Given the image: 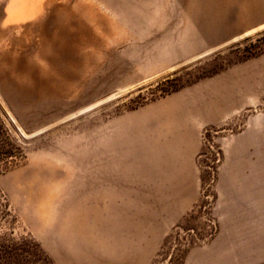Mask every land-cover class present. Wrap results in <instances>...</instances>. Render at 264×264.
Listing matches in <instances>:
<instances>
[{
    "label": "rangeland",
    "instance_id": "obj_1",
    "mask_svg": "<svg viewBox=\"0 0 264 264\" xmlns=\"http://www.w3.org/2000/svg\"><path fill=\"white\" fill-rule=\"evenodd\" d=\"M0 264H264V0H0Z\"/></svg>",
    "mask_w": 264,
    "mask_h": 264
},
{
    "label": "bare ground",
    "instance_id": "obj_2",
    "mask_svg": "<svg viewBox=\"0 0 264 264\" xmlns=\"http://www.w3.org/2000/svg\"><path fill=\"white\" fill-rule=\"evenodd\" d=\"M220 98H218V100L216 101V100H214L213 102H211V101H208V103H205V105L204 106H202V107H200V108H198L197 109V111H195L196 113H197V115L198 114H207V113H212V112H215V113H218V112H220L223 108H225V106H227V105H230V104H232V102L235 100V98H230V96H228V95H221L220 94V96H219ZM228 103V104H227ZM191 107V109H192V106H190ZM188 110V109H187ZM193 110H192V113L194 112ZM190 114V113H189ZM194 115V114H193ZM172 122H173V120H172ZM179 122V121H178ZM177 122V123H178ZM175 123V122H174ZM180 123V122H179ZM175 131V130H174ZM178 134V135H182V137H184V138H186V137H191V135H190V130H189V132L187 133V131L185 132V133H183V134H181V133H179V132H174V133H172V138H169V142H168V148H169V151H170V149L172 150V148H173V146H174V144H175V141H177V139L176 138H174V136H175V134ZM188 143V142H187ZM165 151V150H164ZM166 153V152H165ZM181 157V158H180ZM178 159H179V162H178V165H179V170H183V166L185 165V163H183V161L181 160V159H183L182 158V156H178Z\"/></svg>",
    "mask_w": 264,
    "mask_h": 264
},
{
    "label": "crops",
    "instance_id": "obj_3",
    "mask_svg": "<svg viewBox=\"0 0 264 264\" xmlns=\"http://www.w3.org/2000/svg\"><path fill=\"white\" fill-rule=\"evenodd\" d=\"M186 145L187 144L184 143V141H181L180 139H178L177 141H175V144H174L172 150L170 149V152H172V155L176 156V159H177L176 162L177 163L179 162L178 156H182V154L185 153V151L187 149ZM170 152H169V156H170Z\"/></svg>",
    "mask_w": 264,
    "mask_h": 264
}]
</instances>
